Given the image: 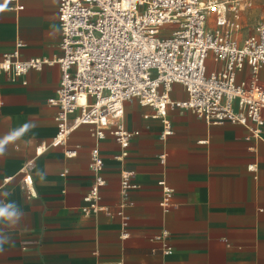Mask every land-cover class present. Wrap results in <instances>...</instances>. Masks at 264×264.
<instances>
[{
  "label": "crops",
  "instance_id": "1",
  "mask_svg": "<svg viewBox=\"0 0 264 264\" xmlns=\"http://www.w3.org/2000/svg\"><path fill=\"white\" fill-rule=\"evenodd\" d=\"M17 1L0 0V63L17 43L23 60L60 58L59 0ZM249 76L246 66L240 78ZM60 80L57 63L17 79L0 70V203L14 202L25 213L17 225L0 221V264H264V128L259 140L241 125H207L191 112L170 109L173 134L161 139L162 119L133 100L125 104L123 124L139 135L127 157L119 159L122 149L111 135L95 139L89 125L74 129L65 145L52 146L57 109L48 100ZM260 82L264 88V68ZM171 96L187 95L174 85ZM25 125L21 135L6 139ZM41 144L47 148L37 155ZM94 147L103 158L99 203L107 211L86 215ZM30 160L33 197L20 173ZM124 170L139 187L125 209V229L117 215ZM162 180L174 190L168 213L160 207ZM162 231L169 233V255L153 240ZM123 232L129 236L122 238Z\"/></svg>",
  "mask_w": 264,
  "mask_h": 264
},
{
  "label": "built area",
  "instance_id": "2",
  "mask_svg": "<svg viewBox=\"0 0 264 264\" xmlns=\"http://www.w3.org/2000/svg\"><path fill=\"white\" fill-rule=\"evenodd\" d=\"M18 2L17 0H12ZM250 0H59L58 18L62 56L55 61L23 60L21 44L0 63V70L11 79L26 75L31 69L57 63L61 80L56 94L48 100L57 109L58 132L51 145H65L70 133L89 125L91 135L103 140L111 135L122 153L128 155L137 131L123 124L125 104L136 100L155 110L161 118V139L173 134L167 119L170 109L188 111L207 125L237 124L253 137L262 139L264 128V88L260 73L264 68V19L252 35L239 40L241 13ZM18 11L23 6L16 7ZM248 79H241L245 67ZM174 85H181L186 99L172 98ZM37 148V155L46 150ZM69 156L76 151H68ZM95 174L84 197V214L107 209L100 205L103 158L99 147L90 154ZM165 163V155L161 157ZM34 162H26L21 182L30 196ZM120 207L117 215L123 229L129 217L125 209L132 205L130 195L139 187L133 173L120 175ZM12 178L4 179L8 183ZM164 213L175 208L174 190L160 181ZM127 232L122 238H127ZM168 231L153 240L162 243V253L169 255ZM112 264H123L122 261Z\"/></svg>",
  "mask_w": 264,
  "mask_h": 264
},
{
  "label": "rangeland",
  "instance_id": "3",
  "mask_svg": "<svg viewBox=\"0 0 264 264\" xmlns=\"http://www.w3.org/2000/svg\"><path fill=\"white\" fill-rule=\"evenodd\" d=\"M264 19V0H250L241 13V29L239 31V40L252 35L255 32L257 24ZM176 90H180L176 87ZM173 95H181L174 93Z\"/></svg>",
  "mask_w": 264,
  "mask_h": 264
},
{
  "label": "clouds",
  "instance_id": "4",
  "mask_svg": "<svg viewBox=\"0 0 264 264\" xmlns=\"http://www.w3.org/2000/svg\"><path fill=\"white\" fill-rule=\"evenodd\" d=\"M27 128L25 125L23 128L17 130L16 132L10 134L6 139L10 140L13 136L21 135ZM4 150V142L0 141V152ZM25 213L18 207L14 202L12 203H0V221L5 224L11 223L17 225L21 219L24 217ZM5 241L0 240V252H3V245Z\"/></svg>",
  "mask_w": 264,
  "mask_h": 264
}]
</instances>
